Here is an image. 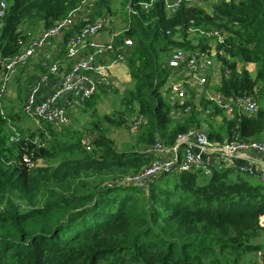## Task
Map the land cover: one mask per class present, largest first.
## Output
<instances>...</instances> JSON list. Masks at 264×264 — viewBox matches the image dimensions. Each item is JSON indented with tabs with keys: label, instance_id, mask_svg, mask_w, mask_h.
Returning <instances> with one entry per match:
<instances>
[{
	"label": "trees",
	"instance_id": "trees-1",
	"mask_svg": "<svg viewBox=\"0 0 264 264\" xmlns=\"http://www.w3.org/2000/svg\"><path fill=\"white\" fill-rule=\"evenodd\" d=\"M2 1L7 4L0 25L4 62L17 55L19 41L62 21L82 2ZM150 2L128 0V24L111 43L115 50L124 49L132 82L122 93L123 111L100 117L96 93L84 105L93 112L83 130L45 122L24 130L23 112H7L0 105V264L264 263L259 223L264 220V183L251 175L212 167L210 176L200 171L162 176L147 190L112 184L150 164L154 157L148 151L156 142L171 148L180 135L201 129L200 115L223 113L212 101H201L197 110L192 101L178 105L163 96L173 72L169 60L177 50L219 63V97L250 96L258 104L255 115L235 111L230 118L222 116L220 124L210 122L208 141H264V0L181 4L171 17L164 0L144 10L142 5ZM94 4L98 18L104 11L112 14L108 0ZM82 25L65 31L63 47ZM216 36L223 39L217 43ZM126 39L132 46L124 47ZM249 64L254 76L246 69ZM175 108L188 115L174 120ZM140 117L143 122L135 128ZM111 126H124L132 135L127 149L109 137ZM41 159L55 163L36 167Z\"/></svg>",
	"mask_w": 264,
	"mask_h": 264
},
{
	"label": "built area",
	"instance_id": "built-area-1",
	"mask_svg": "<svg viewBox=\"0 0 264 264\" xmlns=\"http://www.w3.org/2000/svg\"><path fill=\"white\" fill-rule=\"evenodd\" d=\"M95 1L82 0L81 5L69 12L65 19L50 28L41 29L34 36H30L29 32H26L25 34L30 36V39L19 41L17 55L2 62L0 97L4 92L3 84L7 82L11 73L49 46L51 40L62 32L74 27L76 24H83L77 34L67 43L65 61L71 63V66L61 78L59 86L42 98H37L38 86H36L31 90L24 102L22 112L36 127H40L41 122L54 126H68L70 118L67 114V109L60 104V101L64 100L66 105L70 107L73 102L81 103L90 100L99 88L107 89L110 87V80L106 74L107 69L104 65H96L95 60L97 57L107 53L111 66L124 59V49L115 50L111 44L102 45L93 40L95 36L107 27L109 21L104 16L92 22L89 18L82 15L83 7L88 2H90L89 6H92ZM210 1L215 0H164L165 13L167 17H171L181 4L194 7ZM152 2L143 4V9L148 10ZM6 8L7 4L0 0V25L5 16ZM130 13L134 14L132 10H130ZM222 39L223 36H216L215 41L219 43ZM130 46H132L131 40L126 39L124 47ZM169 67L173 70L183 67L186 73L184 80L179 81L177 78L169 80L167 87L169 88L170 100L172 101L175 98L178 100L185 98L186 85L195 88L203 87L207 84L208 59L200 53L177 50L170 57ZM47 68V73L42 76V82L48 79V74H56L58 71V67L55 64L49 65ZM210 100H212V96ZM214 103L229 114L230 117L233 116L235 111L246 115H255L258 111V104L250 96L228 100L217 95L214 98ZM189 111L190 107H187L185 112ZM0 115L3 116V113L0 112ZM142 122L143 119L141 117L135 119L133 126L138 128ZM84 144H87L86 150L90 151L88 143L84 141ZM148 152L154 157L150 164L142 168L137 174L124 177L114 181L112 184L135 186L147 190L155 179L169 174L200 171L205 176H210V166L213 163L206 159L209 153H216L223 159H234L244 156L248 152H255L264 157V141L212 144L208 141L207 132L201 127V129H191L187 133L180 135L176 144L171 148L165 147L158 141ZM221 164L224 165L225 163L221 162ZM241 170L249 175L255 173L252 167H242ZM261 180L264 182V174L261 175ZM259 223L264 227L262 218H260ZM255 256L260 257L261 254L258 253Z\"/></svg>",
	"mask_w": 264,
	"mask_h": 264
},
{
	"label": "crops",
	"instance_id": "crops-1",
	"mask_svg": "<svg viewBox=\"0 0 264 264\" xmlns=\"http://www.w3.org/2000/svg\"><path fill=\"white\" fill-rule=\"evenodd\" d=\"M89 3L90 2H88V4L83 7L82 15L89 18L90 21L95 22L96 20H98V16H96V9L94 4L95 2L92 4V6H89ZM111 17L112 15H109L108 13V16H106V18H108L109 20L107 26L113 22V18ZM123 29H124V24L121 21H118L109 28L105 27L97 36L94 37L93 40L96 43L102 45L111 44L114 38L117 37L120 34V32H123ZM40 30H41L40 28L38 29V31L34 30V33H39ZM65 31L62 32L57 37H55L54 39H52L50 45L45 47L42 51H40L39 54H36L35 56L31 57L26 63H24L19 68H17L13 73H11L8 76L7 82L3 84L4 92L1 97L2 101L0 102L1 106L3 105L4 107H7V112L9 111L21 112L22 111L21 108L24 101L31 93V90L36 86H38L37 98H42L48 95L55 88L59 86L61 78L71 66V63H67L65 61L66 45L65 47L61 45V42L63 41V36L67 33ZM211 44L213 48L212 50L214 51L216 42L212 41ZM95 61H96L95 62L96 65H104L106 67L107 69L106 74L110 80L109 88L107 89L99 88L96 92L99 94V96H97L98 98L94 108L97 110L98 115L102 117L104 115H110L109 113L106 112L101 113V109H99L100 104L104 103L105 100L104 96H106V93L107 92L117 93L118 89L121 88L119 84H124V83L128 84V87L126 88L128 89L132 86V82L129 76L128 69L123 61L119 63H115L114 65L111 66L110 58L108 57L107 53H104L103 55L97 57ZM52 64L57 65L58 67L57 73L52 74L51 76L49 75L48 79L45 82H42V76L47 73L45 72L46 67ZM249 66L253 67V69L252 70L249 69ZM219 69H220L219 63H217L214 60L208 61V73L206 76L207 84L203 87H195V88L186 85L185 98L182 100H178L175 98L174 102H177L179 105L184 101H192L194 105L197 107V110H201L199 104L201 103V101L214 102V98H216L218 95L217 91L215 90V87H217L220 84ZM246 69L249 71V73L252 76L255 75L254 65L249 64L246 66ZM185 76L186 73L184 68L180 67L178 69L173 70L170 79L177 78L179 81H181L184 80ZM1 85L2 82L0 81V87ZM167 88H168L167 86L163 88L162 94L163 96L170 98L169 88L168 89ZM126 89H124L123 91L121 90L122 92L117 94H120L122 97V93ZM211 96H212V100H210ZM85 103L86 102H81V103L73 102L72 106L69 107L66 105L64 100L60 101V104L67 109V114L70 118V124L65 127H73V129L79 130V128L77 129L74 128V124H76L75 123L76 118L72 115L74 112L83 111V113H89L92 115L93 112L92 109H86L87 111L84 110ZM118 111L119 112L123 111V108ZM185 115L180 114V110L175 108V110L173 111L172 118L174 120L182 121ZM200 116L201 118H203L201 120L203 122L202 129H204L206 132L208 131L210 122L220 124L222 122V116H225L226 118L227 117L230 118V115L227 114L225 111H223L221 115H217L211 118L206 117L207 114L204 115L202 114ZM206 159L210 163H213L210 166L211 168L212 167L234 168L238 170L239 173L242 174L246 173V172H242L241 170L242 167H252L255 173L250 177L254 178L255 182L264 183L261 180V175L264 174V157L255 152H248L244 156L236 157L234 159H223L221 158L220 155L211 152L208 154V156H206ZM221 162L225 164L223 165L221 164Z\"/></svg>",
	"mask_w": 264,
	"mask_h": 264
},
{
	"label": "rangeland",
	"instance_id": "rangeland-1",
	"mask_svg": "<svg viewBox=\"0 0 264 264\" xmlns=\"http://www.w3.org/2000/svg\"><path fill=\"white\" fill-rule=\"evenodd\" d=\"M108 4H109V7L112 11L111 15L113 18V22L111 24H109L106 28L113 26L118 21H121L125 26H127L128 21H129V17L127 16V15H129L127 13L128 0H108ZM103 15L108 16V12L104 11ZM249 69L252 70L253 67L249 66ZM119 86L121 88L118 89L117 93H121L124 89H126L128 87V84L127 83L119 84ZM117 93H113V92H110V93L107 92L106 93V96H104L105 97L104 103L100 104V107H99V109H101V113L106 112V113H109L110 115H112L115 112H119L118 110L123 108L122 104L120 103L121 102V95L117 94ZM72 115L76 118V120H75L76 124L73 123L74 128H76V129L79 128V129L83 130L87 126V124L92 121L91 114L83 113V111L74 112ZM20 123H21L20 124L21 129L29 130V129L35 128L34 123L27 118H25L24 121H22ZM101 124L104 127L108 126V124L103 122V121H101ZM110 136L116 142L117 147L119 149H127L126 146L131 144L132 135L129 133V131L124 126L120 127V128H116V127L111 126V128L109 129V137ZM84 138L87 139L88 135L84 134ZM123 146H125V147H123ZM59 160H60V158H57V161H59ZM54 163H55L54 161H52V163L51 162L49 163V162L41 159V160L37 161L36 167H45L47 165H51Z\"/></svg>",
	"mask_w": 264,
	"mask_h": 264
},
{
	"label": "water",
	"instance_id": "water-1",
	"mask_svg": "<svg viewBox=\"0 0 264 264\" xmlns=\"http://www.w3.org/2000/svg\"><path fill=\"white\" fill-rule=\"evenodd\" d=\"M3 62V59H0V63H2Z\"/></svg>",
	"mask_w": 264,
	"mask_h": 264
}]
</instances>
